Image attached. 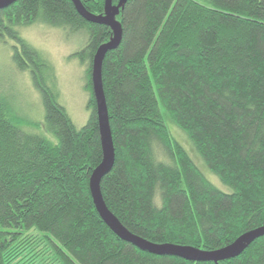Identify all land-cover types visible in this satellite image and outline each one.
<instances>
[{
  "label": "trees",
  "instance_id": "obj_1",
  "mask_svg": "<svg viewBox=\"0 0 264 264\" xmlns=\"http://www.w3.org/2000/svg\"><path fill=\"white\" fill-rule=\"evenodd\" d=\"M81 1L105 14V0ZM116 19L123 39L103 64L116 152L101 183L109 210L139 237L204 251L264 226V0H128ZM35 24L88 36L77 53L89 93L82 128L48 85V58L21 35ZM6 37L58 141L25 130L0 87V264L37 263L41 243L49 264H264V236L219 263L158 256L120 239L90 188L103 159L93 62L111 28L88 22L72 0H17L0 10ZM168 121L230 192L205 176Z\"/></svg>",
  "mask_w": 264,
  "mask_h": 264
},
{
  "label": "rangeland",
  "instance_id": "obj_2",
  "mask_svg": "<svg viewBox=\"0 0 264 264\" xmlns=\"http://www.w3.org/2000/svg\"><path fill=\"white\" fill-rule=\"evenodd\" d=\"M19 30L30 44L48 58L51 64L48 85L55 87L59 103L66 109L73 123L82 128L90 116L89 93L85 88L86 67L81 63L77 53L85 47L87 34L84 32L70 34L63 29L45 24L20 27ZM12 46L13 42L8 37L5 41H0V87L6 93L12 111L20 118L25 130L57 142V136L48 128L42 93L34 85L31 73L20 71L15 65L12 60ZM167 124L173 136L186 149L205 176L219 189L230 192V188L224 186L209 170L188 136L170 121ZM32 233L42 238L40 234ZM38 250L41 251L40 257L35 264H49L53 261V255L45 243H41ZM51 264L59 263L54 261Z\"/></svg>",
  "mask_w": 264,
  "mask_h": 264
},
{
  "label": "water",
  "instance_id": "obj_3",
  "mask_svg": "<svg viewBox=\"0 0 264 264\" xmlns=\"http://www.w3.org/2000/svg\"><path fill=\"white\" fill-rule=\"evenodd\" d=\"M17 0H0V10L13 5ZM79 14L90 23L105 25L111 28L113 38L103 44L97 51L92 70V88L96 101L99 132L102 143L103 159L94 170L90 188L96 209L110 229L123 241L132 243L140 250L158 256H175L192 262L219 263L240 256L255 240L264 236V226L241 235L234 243L214 251H204L192 246H181L171 243H154L130 232L119 219L109 210L103 197L101 183L114 167L116 160L115 145L110 124L109 112L103 86V64L108 52L116 50L123 39V29L116 17L128 0H119L117 5L114 0H105V14L95 15L90 13L81 0H72Z\"/></svg>",
  "mask_w": 264,
  "mask_h": 264
},
{
  "label": "bare ground",
  "instance_id": "obj_4",
  "mask_svg": "<svg viewBox=\"0 0 264 264\" xmlns=\"http://www.w3.org/2000/svg\"><path fill=\"white\" fill-rule=\"evenodd\" d=\"M98 51V50H97ZM97 53V52H96ZM96 55V54H95Z\"/></svg>",
  "mask_w": 264,
  "mask_h": 264
}]
</instances>
